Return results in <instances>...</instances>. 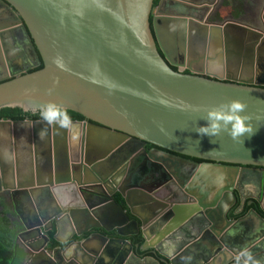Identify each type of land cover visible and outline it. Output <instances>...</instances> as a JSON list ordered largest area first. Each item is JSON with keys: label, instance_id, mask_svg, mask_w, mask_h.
Masks as SVG:
<instances>
[{"label": "water", "instance_id": "water-1", "mask_svg": "<svg viewBox=\"0 0 264 264\" xmlns=\"http://www.w3.org/2000/svg\"><path fill=\"white\" fill-rule=\"evenodd\" d=\"M219 1L0 0V110L85 119L0 120L20 264H264V217L227 216L248 172L264 182V22H209ZM231 100L253 132L198 135Z\"/></svg>", "mask_w": 264, "mask_h": 264}, {"label": "flooded vegetation", "instance_id": "flooded-vegetation-1", "mask_svg": "<svg viewBox=\"0 0 264 264\" xmlns=\"http://www.w3.org/2000/svg\"><path fill=\"white\" fill-rule=\"evenodd\" d=\"M263 5V2L261 0H255V2H251L250 0H220L217 4L214 13L208 18L209 22H215V21H223L224 19H230V18H239L246 22H252L253 24L259 25L261 22H264V15H260L257 12H255V8H259ZM264 7V5H263ZM244 8L247 9V12L244 11ZM3 8L0 7V16L4 15V12L2 10ZM264 14V12H263ZM29 57L32 59L33 56L31 55V52L27 50ZM34 61V60H32ZM35 62V61H34ZM24 64L23 59L19 58L17 59L14 64ZM43 63L41 62L40 66H42ZM37 66L35 68H32L29 71H33L36 68L40 67ZM28 71V72H29ZM185 73H188L187 70L184 71ZM67 111H63V115H65ZM53 115V114H52ZM31 120H37L34 118H26ZM39 119H41L39 114ZM85 119H82L80 121H84ZM75 121V119L70 120ZM144 148L147 150V152L153 151L155 147L151 145L150 143H147ZM129 152L126 151L125 154H128ZM194 161L203 164L205 161L199 160V159H193ZM262 178L264 177L262 173ZM245 179L241 185V196L244 197L245 200V207L243 210H241V196L240 193H238L235 189V194L237 197V202L233 207H231L227 213V216L229 219L238 220L240 218H243L248 215V212L252 209L256 210V207L260 209V211L264 214V182L261 184L260 173L256 172H248L247 176H245ZM171 179V184L177 183V179L173 178ZM259 193H262V196H259ZM3 196L0 195V208L6 209L8 211V215L13 221L18 223L15 220V216H17L16 212L14 211V208L12 205L3 204ZM9 206V207H7ZM258 212V210H256ZM259 213V212H258ZM260 213L263 217L264 215ZM14 224V223H13ZM145 240V239H144ZM145 242V241H144ZM143 249V248H142ZM144 250H150L151 255H153V249H144Z\"/></svg>", "mask_w": 264, "mask_h": 264}, {"label": "clouds", "instance_id": "clouds-1", "mask_svg": "<svg viewBox=\"0 0 264 264\" xmlns=\"http://www.w3.org/2000/svg\"><path fill=\"white\" fill-rule=\"evenodd\" d=\"M59 107V105L54 104L43 106L40 110V117L49 125L55 122L57 127L66 128L67 125L63 120H56L52 115ZM245 107L241 101L231 100L213 108L206 109L202 117L205 124L197 127L195 131L200 136L208 137L227 133L234 140L240 138L245 133L251 134L253 129L250 125L246 124L248 117L241 115ZM23 108L25 111H28L30 105H23ZM38 135L43 138L44 131L42 130ZM253 264H256V262L254 261Z\"/></svg>", "mask_w": 264, "mask_h": 264}, {"label": "trees", "instance_id": "trees-1", "mask_svg": "<svg viewBox=\"0 0 264 264\" xmlns=\"http://www.w3.org/2000/svg\"><path fill=\"white\" fill-rule=\"evenodd\" d=\"M159 0H155V5ZM42 66L36 68L38 70ZM176 70V68H174ZM53 117L56 120H82L84 119L81 115L72 111H67L66 116L63 115V111L56 109L53 113ZM39 119V114H32L24 112L20 108H4L0 110V120H24L26 118ZM70 118V119H69ZM117 199L121 202V198L118 196ZM259 213H262L258 207H256ZM263 214V213H262ZM264 215V214H263ZM49 235L52 238L53 247H57L58 243L53 240L55 231H49ZM134 245V251L139 256L151 255L150 250L142 249L144 244V238L141 234L129 237ZM25 252L20 248L16 242V234L13 229V223L8 215V211L3 209L0 211V264H20Z\"/></svg>", "mask_w": 264, "mask_h": 264}, {"label": "crops", "instance_id": "crops-1", "mask_svg": "<svg viewBox=\"0 0 264 264\" xmlns=\"http://www.w3.org/2000/svg\"><path fill=\"white\" fill-rule=\"evenodd\" d=\"M169 31H170V30H169ZM171 34H172V39H173V40H172V43L175 44V40H176V38H177V34L174 33L173 31H171ZM167 44H168V43H167ZM10 205H11V204H10ZM7 207H9V206H7ZM2 210H3V209L0 208V211H2ZM152 249H153V248H152ZM153 250H154V249H153ZM212 262H213V261H212ZM212 262H211V264H213ZM216 263L219 264L218 260H216Z\"/></svg>", "mask_w": 264, "mask_h": 264}]
</instances>
